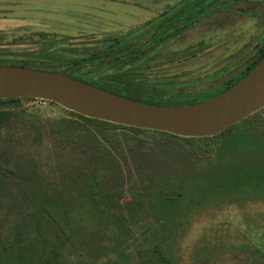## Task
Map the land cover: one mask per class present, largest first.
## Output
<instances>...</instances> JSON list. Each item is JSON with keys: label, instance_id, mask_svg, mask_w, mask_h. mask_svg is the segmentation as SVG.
<instances>
[{"label": "rangeland", "instance_id": "1", "mask_svg": "<svg viewBox=\"0 0 264 264\" xmlns=\"http://www.w3.org/2000/svg\"><path fill=\"white\" fill-rule=\"evenodd\" d=\"M203 1L0 0V64L66 72L88 65L91 55L148 44L169 17L188 12L170 24L186 26L201 11L158 46L138 75L165 84L167 95L201 97L220 89L264 48V0ZM190 9L197 10L190 14ZM69 111L47 100L24 99L0 123V171L7 173L0 191V263L5 248L28 244L35 230L27 218L36 197L18 167H33L53 196L64 174L79 165L72 139L48 125L74 118ZM261 117L263 123L264 108ZM116 130L119 138L107 143L102 168L110 194L92 213L76 197L82 205L74 212L68 264H109L108 257L111 264H151V248L158 243L172 264H264V194L236 195L232 182H205L212 148L181 136ZM114 202L128 229L110 216ZM11 261L13 256L7 264Z\"/></svg>", "mask_w": 264, "mask_h": 264}, {"label": "trees", "instance_id": "2", "mask_svg": "<svg viewBox=\"0 0 264 264\" xmlns=\"http://www.w3.org/2000/svg\"><path fill=\"white\" fill-rule=\"evenodd\" d=\"M200 13L202 12L200 11L198 15ZM173 21L175 16L166 20L148 44H140L132 48L125 47L120 52L112 53L111 51L102 56L91 55V62L88 65L84 63V65L81 64L82 66L78 65L66 70V75L138 101L156 105H184L208 99L228 89L247 74L264 55V48H262L238 75L225 82L220 89L204 96L181 99L176 95H167L163 89L165 84L151 83L142 80L138 75L146 68L145 64L152 61L151 54L158 51L160 44L174 38L192 22L189 20L186 26L171 27L170 24ZM88 59L83 60L89 62ZM91 68L88 74L83 73L84 69ZM24 99L33 98L0 99V123L9 119ZM263 108L215 136L181 137L202 147L212 148L214 158L205 172V182L215 179L224 184L232 182V191L236 195L246 191L254 195L264 194V122L262 123L261 117ZM69 113L74 118L49 120L48 125L51 130L65 139H72L73 151L77 154L79 165L64 174L53 196L47 193L45 184L39 179L33 167L29 169L18 167L19 174L26 181V188L36 197L28 210L27 218L35 230L33 234L29 232L28 244L16 245L15 242L12 246L5 248V259L0 264H7L12 256L15 261H11V264H68V250L75 246L76 216L74 212L82 205L77 206L80 202L76 197H82L86 202L87 212L92 213L95 208H98L100 200L103 201L110 194L112 186L106 182L102 168L107 161L109 147L107 143L119 138L117 127L148 136L180 137L162 131L89 118L73 111ZM213 138L219 139L217 145L212 144ZM3 175L7 176V173L3 174L2 170L0 171V191L4 184ZM77 182L80 187L74 185ZM108 208L112 209L110 216L114 217V221L120 225V228L128 229L126 217L115 210L119 208L118 204L114 202ZM48 227L55 231L53 236L45 230ZM151 254V264H172L171 258L159 243L152 246ZM107 259L109 264L114 261L111 257Z\"/></svg>", "mask_w": 264, "mask_h": 264}, {"label": "water", "instance_id": "3", "mask_svg": "<svg viewBox=\"0 0 264 264\" xmlns=\"http://www.w3.org/2000/svg\"><path fill=\"white\" fill-rule=\"evenodd\" d=\"M37 98L89 118L162 131L181 137H211L264 107V55L228 89L184 105H156L66 75L0 64V99Z\"/></svg>", "mask_w": 264, "mask_h": 264}, {"label": "flooded vegetation", "instance_id": "4", "mask_svg": "<svg viewBox=\"0 0 264 264\" xmlns=\"http://www.w3.org/2000/svg\"><path fill=\"white\" fill-rule=\"evenodd\" d=\"M203 2H205V4L208 3V5H209V4L213 3V0H205V1H203ZM203 5H204V4H203ZM201 7H203V6H201ZM195 10H197V9H194V10H191V9H190L189 13L192 14ZM199 12H200V11H199ZM199 12H197V14H196L197 16H198V13H199ZM187 15H188V12H184L183 14L180 13V14H178V15L175 16V19H177V18H179V17L182 18V17L187 16ZM196 15H195V16H190V20L192 21L193 19H196ZM170 18H171V17H169L167 20H169ZM179 27H180V26H179ZM157 30H158V29H157ZM157 32H158V31H154V32H152L151 37H150V40L155 36V34H157ZM150 40H149L148 42H150Z\"/></svg>", "mask_w": 264, "mask_h": 264}]
</instances>
